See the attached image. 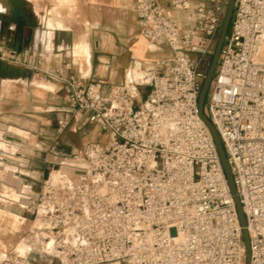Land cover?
I'll list each match as a JSON object with an SVG mask.
<instances>
[{"label":"built area","instance_id":"built-area-1","mask_svg":"<svg viewBox=\"0 0 264 264\" xmlns=\"http://www.w3.org/2000/svg\"><path fill=\"white\" fill-rule=\"evenodd\" d=\"M205 2L184 27L159 0H135L141 33L172 50L159 70L109 92L101 83L49 73L65 81L71 107L85 111L108 140L73 153L71 171L49 174L35 198L29 194L30 206L23 205L30 213L23 236L29 255L0 264L246 263L237 207L198 113L202 63L214 52L226 6V0ZM177 6L190 8L186 1ZM204 35L211 46L201 42ZM142 87L150 88L146 100ZM205 111L232 168L251 264H264V0H237Z\"/></svg>","mask_w":264,"mask_h":264},{"label":"crops","instance_id":"crops-1","mask_svg":"<svg viewBox=\"0 0 264 264\" xmlns=\"http://www.w3.org/2000/svg\"><path fill=\"white\" fill-rule=\"evenodd\" d=\"M179 1H186L190 8L178 7ZM24 2L25 12L20 18L13 17V2L7 13L9 19L0 16V48L7 56L0 58V118L36 120L39 128L35 132L43 150L60 158L97 142L96 135L102 129L88 122L85 111L71 107L67 84L50 76L51 71H62L66 78L74 76L83 85L101 83L103 91L109 92L113 84L159 70L160 61L170 57L172 50L166 44H151L141 33L135 0H74L59 6V12L53 4L51 14L44 13L45 5L39 1L41 14L34 0ZM159 2L186 27L195 23L192 11L205 0ZM143 88L149 87L141 88L142 98ZM10 128L30 134L17 123ZM17 140L11 146L20 147V138ZM50 152L41 161L28 159V166L37 174L33 176L35 181L51 173L52 177L58 173L54 177L58 178L61 172H69L54 170L59 163L50 160ZM7 257L1 253L0 262Z\"/></svg>","mask_w":264,"mask_h":264},{"label":"rangeland","instance_id":"rangeland-1","mask_svg":"<svg viewBox=\"0 0 264 264\" xmlns=\"http://www.w3.org/2000/svg\"><path fill=\"white\" fill-rule=\"evenodd\" d=\"M14 3V15L15 18H20V14L25 10L23 7L24 0H9ZM39 2H41L43 5H45L46 12H49L51 14V11L54 10L53 4L56 6V11L59 10V6L63 5H69L74 0H34V2L38 5V13H40V5ZM10 2V3H11ZM226 0V6L225 11L227 7ZM25 3V2H24ZM51 6L49 10H47L46 6ZM224 11V15H225ZM8 12H1L0 16H2V19H9L10 17ZM192 15V14H191ZM224 18V17H223ZM233 21V18H232ZM232 21L230 24V29L232 26ZM219 37V36H218ZM204 40L201 41L205 45L211 46L210 39H207V37L203 36ZM217 43V42H216ZM216 43L213 47L212 51H215ZM214 53V52H213ZM213 53L209 54L208 56H204V61L202 63V68L208 70L209 63L212 60ZM195 57L199 58L200 55H194ZM143 100H146L150 96V88H143ZM140 104V103H139ZM5 114H3L4 116ZM44 121H46L44 119ZM17 123V126L21 127L24 126L28 129L29 133H19L17 130H13L10 128V126H14V124ZM39 128L38 124L36 123V120H33L31 118H0V164L3 166H6L7 169L10 170L13 174H10L8 177V180H3L0 178V254L5 253V250L8 251V253H12V255L6 254L8 257L6 259H12L10 256H14V254H23L28 250L27 246L20 243V241L23 239V236L25 233L29 230L31 224H30V213L27 211V209L22 207V204L24 206H30L32 200L29 199V194L35 198V196L38 194V192L41 190V186L43 184V179L40 181H35L33 179L34 177H37V174L32 172L30 167L28 166V159L34 161H41L42 157H45L48 152H45L42 146V143L40 141V138L36 136L35 130ZM34 130V132L32 131ZM20 138L21 146L13 144L11 146V143H14L18 141L17 139ZM95 140L97 142H100L102 144L106 143L108 140V135L101 131L99 134L96 135ZM76 152V151H75ZM51 153V152H50ZM59 155L51 153L50 160L55 163H61L64 162V165H56L54 170H61L64 171H71V168L68 166L70 163H72L74 160L73 153L67 154V155H61L60 158H58ZM10 164V165H9ZM52 172L54 171L51 168ZM30 182L33 185V189H29L26 187L23 183V181ZM3 185H7V188L9 190V193L4 192ZM19 190H21L23 193H21ZM26 195L28 200H25L24 196ZM22 203V204H21ZM20 243V244H19ZM19 246V251H18ZM23 246V247H22ZM26 247V248H25ZM25 248V249H24ZM24 249V250H23ZM36 256H32L31 259L35 258ZM7 264H13L11 262H4ZM57 264V262H56Z\"/></svg>","mask_w":264,"mask_h":264},{"label":"water","instance_id":"water-1","mask_svg":"<svg viewBox=\"0 0 264 264\" xmlns=\"http://www.w3.org/2000/svg\"><path fill=\"white\" fill-rule=\"evenodd\" d=\"M236 2L237 0H228L227 2V7H226L225 15L222 21L220 34H219V37L216 43L215 51L213 53L212 60L209 64V67H208V70H207V73H206V76H205V79H204V82H203V85H202V88L199 94L198 113H199V116L202 118V120L209 127L213 135V138L215 140V144L217 146L219 156H220L221 162L223 164V167H224V170L227 176L229 187H230L231 193L233 195V199L237 207L240 223L243 227V238H244V243L246 247V263L245 264H251L252 263L251 239H250V234H249V230L247 227V221H246V217L244 214L243 206H242L240 196L238 194V190H237V187L234 181L232 168L230 166L221 137L216 127L214 126V124L208 118L206 111H205V105H206L208 93H209L216 69L218 67V63L220 60L224 42L226 40V37L230 29V24H231L233 15H234Z\"/></svg>","mask_w":264,"mask_h":264},{"label":"bare ground","instance_id":"bare-ground-1","mask_svg":"<svg viewBox=\"0 0 264 264\" xmlns=\"http://www.w3.org/2000/svg\"><path fill=\"white\" fill-rule=\"evenodd\" d=\"M10 8H11V3H10V1L9 0H0V11L1 12H8L9 10H10ZM193 18H195V16L194 15H191ZM138 71V70H137ZM139 72V71H138ZM136 74H138V73H136ZM141 77V76H140ZM21 132H23V130H21ZM10 165V164H9ZM8 168V167H7ZM6 168V166H3L2 164H0V178L1 179H3V180H8V177L10 176V174H13L12 172H10V170L9 169H7ZM58 175V173H56L55 175H53L54 177H56ZM23 183L25 184V185H27L28 186V188L29 189H33V185L30 183V182H27V181H23ZM2 190H4V192H7V193H9V190H8V188H7V185H3V189ZM21 193H23L21 190H19ZM24 198H25V200H28L27 199V196H24ZM21 242H22V244H23V242H24V244L27 246V248H28V253L26 254V255H21V254H18V257H27L28 255H29V244L26 242V240H24V239H22L21 240ZM23 247V246H22ZM26 248V247H25ZM24 248V249H25ZM23 249V250H24ZM3 260V259H2ZM10 260V259H9Z\"/></svg>","mask_w":264,"mask_h":264},{"label":"trees","instance_id":"trees-1","mask_svg":"<svg viewBox=\"0 0 264 264\" xmlns=\"http://www.w3.org/2000/svg\"><path fill=\"white\" fill-rule=\"evenodd\" d=\"M210 62H211V61H210ZM209 64H210V63H209ZM209 64H208V65H209Z\"/></svg>","mask_w":264,"mask_h":264}]
</instances>
